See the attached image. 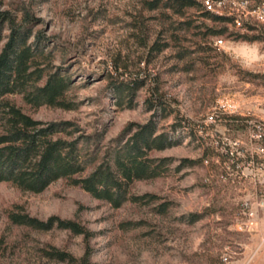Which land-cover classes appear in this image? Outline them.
Masks as SVG:
<instances>
[{
  "label": "rangeland",
  "instance_id": "rangeland-1",
  "mask_svg": "<svg viewBox=\"0 0 264 264\" xmlns=\"http://www.w3.org/2000/svg\"><path fill=\"white\" fill-rule=\"evenodd\" d=\"M142 1L0 0V9L16 20L23 9L39 20L33 35L48 38L53 71L71 80L66 99L73 109L34 108L20 95L6 96L24 112L43 122L73 121L79 136L90 137L87 153L99 148V162L129 123L151 120L144 99L157 85L174 108L158 119V133L178 141L149 154L170 159L162 175L129 187L130 194L168 202L165 214L153 204L128 201L113 208L64 179L39 193L0 182V264H68L46 259L40 248L51 245L79 257L86 244L66 230L12 225L7 215L16 205L38 219H70L92 232L87 244L94 264H264V41L224 35L204 42L191 31L172 40L164 17ZM162 30L169 46L151 57L142 44ZM7 34L5 29L0 49ZM136 80L143 85L117 103L114 84ZM226 116L245 119L246 127L227 126ZM96 134L101 137L93 144ZM184 159L193 164L182 166ZM189 214L200 218L188 222Z\"/></svg>",
  "mask_w": 264,
  "mask_h": 264
},
{
  "label": "trees",
  "instance_id": "trees-1",
  "mask_svg": "<svg viewBox=\"0 0 264 264\" xmlns=\"http://www.w3.org/2000/svg\"><path fill=\"white\" fill-rule=\"evenodd\" d=\"M141 5L148 11L160 12L169 29L173 30L170 36L172 40L178 39L176 33L179 31H191L204 42L224 35L246 41H264V31L260 26L248 23L249 33L234 32L227 18L206 10L203 0H143ZM16 19V15L9 10L0 9V41L3 38L2 32L8 30L0 49V182L10 183L22 191L39 193L50 183L64 179L113 208L128 201L153 204L156 213L165 214L169 209L168 202L157 203L159 198L154 194H130L129 187L135 181L153 179L164 173L170 159L152 158L149 154L178 143L172 135L158 133L157 127L158 119L174 112L173 100L159 92L157 85L149 88L144 105L146 111L154 113L151 120L144 124L129 123L113 140V144L107 147L103 159L97 162L99 148L87 153L90 137L79 136L76 123L70 120L43 122L34 119L6 97L20 95L27 105L34 108L48 106L69 110L75 107L73 102L66 99V92L71 86L70 78L52 69V52L47 48L48 38L41 32L33 35L32 27L39 20L27 9L22 10L19 20ZM161 33L163 30L156 34L150 44H142L151 57L157 56L169 46L168 41L161 39ZM32 35L34 39L30 42ZM183 55L179 54L178 57ZM143 83L142 80H136L131 84H114L117 103H121L127 94H132ZM224 120L227 126L246 127L245 119L238 116H226ZM177 127H180L179 122L173 125V130L176 131ZM100 137L96 134L93 144ZM260 141L264 145V136ZM192 164V160H182L184 167ZM7 217L15 226L35 231L56 228L82 236L86 244L79 257L51 245L41 247L40 254L57 262L94 264L87 244L92 232L77 221L57 216L41 220L17 205ZM188 217V222H193L200 215L189 214Z\"/></svg>",
  "mask_w": 264,
  "mask_h": 264
},
{
  "label": "built area",
  "instance_id": "built-area-1",
  "mask_svg": "<svg viewBox=\"0 0 264 264\" xmlns=\"http://www.w3.org/2000/svg\"><path fill=\"white\" fill-rule=\"evenodd\" d=\"M203 4L211 13L227 18L231 26L239 31H248V23H255L264 31V1L203 0ZM218 43H222V40H218ZM260 151L263 152V148ZM248 225H252V222H248Z\"/></svg>",
  "mask_w": 264,
  "mask_h": 264
}]
</instances>
